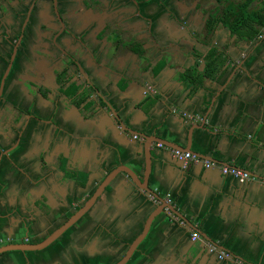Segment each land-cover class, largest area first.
Masks as SVG:
<instances>
[{"label":"crops","instance_id":"crops-1","mask_svg":"<svg viewBox=\"0 0 264 264\" xmlns=\"http://www.w3.org/2000/svg\"><path fill=\"white\" fill-rule=\"evenodd\" d=\"M26 7L0 91V247L44 239L114 168L141 176L144 140L124 128L180 147L192 130L189 153L214 165L184 167L151 146L147 186L183 219L158 215L126 264H264V0L0 1V81ZM237 18L252 33L246 25L242 35L231 32ZM57 26L74 32H59L61 47L97 90L88 110L64 106L46 84L61 58L47 41ZM212 49L224 58L216 74L198 85L184 80L203 70ZM31 84L46 93H32ZM148 95L155 101L145 108ZM219 166L250 179L240 184ZM158 204L120 173L61 236L62 246L5 252L0 264H112ZM207 241L229 258L208 254Z\"/></svg>","mask_w":264,"mask_h":264},{"label":"water","instance_id":"water-1","mask_svg":"<svg viewBox=\"0 0 264 264\" xmlns=\"http://www.w3.org/2000/svg\"><path fill=\"white\" fill-rule=\"evenodd\" d=\"M54 2V0H53ZM56 20L60 22V17L56 15ZM64 31V30H63ZM65 34L67 32L64 31ZM57 37H54L53 40L51 41L52 45L54 46L55 43V48L57 51L60 53V62H62V71H65V74L67 70L77 73L79 77H83L85 81L84 85H81V90L85 88H90L94 96H97V90L96 88L91 84L90 80L88 77L84 74L83 71L80 70L79 65L77 63L76 57L72 52L67 49V48H62L58 44L62 43V41L59 39V33L56 35ZM57 39V41H56ZM19 39H17L16 44L12 48V52L9 58V62L7 64L6 70L4 72V75L0 81V91L2 88V82L3 79L6 76V73L8 72L12 60L15 55L16 47L19 43ZM66 49V50H65ZM66 58V59H65ZM201 71V69L199 70ZM79 82V80L74 81ZM78 86V84L76 83ZM34 93L33 91H31ZM98 97V96H97ZM148 98H154L151 95H148ZM147 100H145L144 105L145 108L150 107L151 105H147ZM103 103L107 105L106 101H103ZM202 126H195L192 129H201ZM124 131L130 133L133 137H139L144 140V145H143V168H142V175L141 176H136L130 169L124 167V166H119L114 168L111 172H109L99 183V185L95 188L91 196L74 212L72 213L67 219H65L64 222H62L58 227H56L49 235H47L44 239L40 240L37 243H17V244H9V245H4L0 247V254L5 253V252H10V251H16V252H37L40 250H43L53 244L65 231H67L70 227H72L94 204L96 199L101 195L103 192L104 188L116 177V175L120 173H124L134 189L139 192L145 193L151 201L158 202L159 204L156 206H153L150 212L148 213L147 217L144 220V223L142 225V229L140 233L127 245L126 250L124 254L113 264H126L130 257L132 256L133 252L135 251L136 247L138 244L142 241L144 236L146 235L148 228L151 224V222L160 214L166 213L168 217L170 218H178L180 220L183 219L182 216L178 214V212L172 207L171 204L163 201L162 199L158 198L147 186V179H148V173H149V164H150V148L153 144L155 145H160L163 148H166L170 151H177L180 153L184 152H190L189 150V142H190V134L191 131L187 133L186 135V145L184 147H180L174 143H171L165 139H162L160 137H156L155 135H146L145 133H139V132H133L129 131L127 128H124Z\"/></svg>","mask_w":264,"mask_h":264},{"label":"trees","instance_id":"trees-1","mask_svg":"<svg viewBox=\"0 0 264 264\" xmlns=\"http://www.w3.org/2000/svg\"><path fill=\"white\" fill-rule=\"evenodd\" d=\"M5 1H12V0H5ZM261 17L262 16H260V18ZM249 23L250 22H248L245 19L237 18L234 21H232V23L230 22L228 26L230 31L233 32L234 34L242 35L244 33L243 26L246 25L247 27ZM247 29L248 31L251 32V30H249V26ZM133 51L136 52L137 54H141L140 49L136 48ZM204 62L205 64L202 71L184 73L183 79L190 81L191 84L198 85L201 82L202 78L205 77L211 78L216 74L217 70L222 66V63L224 62V58L220 53L212 49L206 55ZM65 71L66 70H63L58 74V82L60 83V85H63L65 83ZM81 88H82L81 85L77 86L76 83H70L68 86H65L61 90V94L62 96H64L66 100L71 102L74 106H79L83 104L82 108L88 110L92 105V101H88L87 99L90 92L92 91L90 88H85L82 91H80ZM146 100H147L146 101L147 105H152L155 101V98H146Z\"/></svg>","mask_w":264,"mask_h":264},{"label":"flooded vegetation","instance_id":"flooded-vegetation-1","mask_svg":"<svg viewBox=\"0 0 264 264\" xmlns=\"http://www.w3.org/2000/svg\"><path fill=\"white\" fill-rule=\"evenodd\" d=\"M1 2H3V3H6V4H9V5H11V4H13V3H18L20 0H12V1H5V0H0ZM23 1V0H22ZM27 9H28V7H26L25 9H22L21 10V13H22V17L20 16L19 17V19L17 20V22H16V25H17V27H18V29H19V32H18V36L16 37V41H15V44H16V42H17V39H19L20 38V40H19V43H18V45H17V47H20L19 45L21 44V39H22V37H23V35H24V26L26 25V22H27V20H28V14H26V12H27ZM56 18V17H55ZM60 24H61V22H59ZM65 32H67V34H65L64 33V31ZM59 32H62V34H63V37H65V36H71L74 32H69V31H67L64 27H62V26H57V28H56V30H55V33L53 34V38H54V36L55 35H57ZM53 38H47V41L49 42H51L52 40H53ZM47 45V42H46V44H45V46ZM128 45L129 46H131V48L132 49H136V45H134L133 43H130V42H128ZM14 46V45H13ZM16 47V48H17ZM54 48H55V43H54V46H53ZM56 49V48H55ZM43 50H44V46H43ZM44 53H45V56L47 55V56H50L48 53L46 54V52H45V50H44ZM11 55V54H10ZM66 59V58H65ZM61 65H62V62H59V66H54L53 67V69H52V71H51V73L49 74V75H47L48 77V82L46 83V84H48V88H54V89H56V91L58 92V95H60L61 97H62V102H63V104H64V106H71V107H75L71 102H69L68 100H66L65 98H64V96H62V94H61V90L65 87V86H68L70 83H72V81H75V80H79L80 81V78L81 77H79V75L77 74V73H75L74 74V72H71V71H69V70H67V72H66V74H65V83L63 84V85H60V83L58 82V74L62 71V67H61ZM84 82L85 81H82V82H80V84L82 85H84ZM33 86V87H32ZM30 87V91H33V92H35V93H37L38 92V94H41V95H43L42 93H46L45 92V90H43V89H41V87H38L37 88V86H34V85H32L31 84V86H29ZM95 98V96H94V94L92 93V92H90V94H89V96H88V101H91V100H93ZM67 101V102H66ZM80 106V105H79ZM58 227V226H57ZM113 264V263H112Z\"/></svg>","mask_w":264,"mask_h":264},{"label":"built area","instance_id":"built-area-1","mask_svg":"<svg viewBox=\"0 0 264 264\" xmlns=\"http://www.w3.org/2000/svg\"><path fill=\"white\" fill-rule=\"evenodd\" d=\"M261 35L264 37V24L261 28ZM183 116H185V115L183 114ZM134 138H136V137H134ZM156 146L158 148H163L160 145H156ZM171 153L177 160L182 162L184 167L187 164H200L204 168H210L214 165L213 162L203 160L202 158L196 156L195 154L189 153V152L180 153L177 151H171ZM219 171H220L221 175H223L225 177H230L240 184H242L245 181H248L250 179V175L248 173H246L245 171H242L240 169H237L235 167L219 166ZM165 202L171 204L170 200L167 198L165 199ZM180 225H182V223H180ZM190 240L191 241L198 240V234H196L195 232H192L190 235ZM204 248L208 254L214 255L218 261H222V260L229 258V255L225 251L219 249L217 247L216 243H213L211 241L204 242Z\"/></svg>","mask_w":264,"mask_h":264},{"label":"rangeland","instance_id":"rangeland-1","mask_svg":"<svg viewBox=\"0 0 264 264\" xmlns=\"http://www.w3.org/2000/svg\"><path fill=\"white\" fill-rule=\"evenodd\" d=\"M18 24H19V23H18ZM18 24H17V25H18ZM1 33H2V32H0V44H1V36H3V35H1ZM54 33H55V32H54ZM54 33H52V34L50 35L51 38H53V34H54ZM17 36H18V32H16V37H17ZM61 37H63V34L61 35ZM48 43H49V45H52V43H51L50 41H49ZM61 44L64 45V43H61ZM61 44L59 43L58 45L61 47ZM0 48H1V46H0ZM64 48H65V47H64ZM67 49H68V48H67ZM4 52H6V51H4ZM64 233H65V232H64ZM64 233H63V234H64ZM63 234H62V235H63ZM62 235H61V236H62ZM61 236H60V237L54 242V245H56V246H58V245L62 246V245H63V242L65 241V238L62 239ZM60 264H65V263H63V260H62V261H60ZM68 264H69V263H68Z\"/></svg>","mask_w":264,"mask_h":264}]
</instances>
